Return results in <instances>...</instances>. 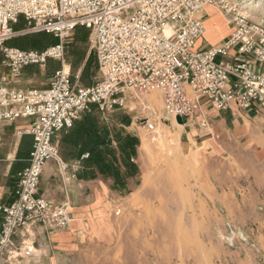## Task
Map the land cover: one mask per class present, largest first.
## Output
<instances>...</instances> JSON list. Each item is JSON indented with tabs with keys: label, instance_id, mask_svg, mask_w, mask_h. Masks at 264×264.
Here are the masks:
<instances>
[{
	"label": "built area",
	"instance_id": "2783aa9c",
	"mask_svg": "<svg viewBox=\"0 0 264 264\" xmlns=\"http://www.w3.org/2000/svg\"><path fill=\"white\" fill-rule=\"evenodd\" d=\"M208 5L217 6L233 30L221 43L200 50L196 44L205 33L200 14ZM245 8L230 0H0V54L10 71L9 80H0V127L30 120L16 134L33 138L17 198L0 205V258L13 257L15 235L26 226L65 229L74 221L70 202L55 203L38 191L49 161L68 179L76 177L81 160L65 161L55 137L92 106L105 117L128 108L131 100L145 104L146 95L159 92L164 112L181 119L195 117L203 101L217 110L255 108L264 115V22L252 21ZM22 17L26 27L15 30ZM78 26L90 30L89 53L98 63L89 87L80 85V75L72 79L66 60V43ZM34 32L52 33L58 42L44 50L8 44ZM51 59L61 67L45 88L11 85L26 67H45ZM71 168L74 173L68 174Z\"/></svg>",
	"mask_w": 264,
	"mask_h": 264
},
{
	"label": "rangeland",
	"instance_id": "374dc122",
	"mask_svg": "<svg viewBox=\"0 0 264 264\" xmlns=\"http://www.w3.org/2000/svg\"><path fill=\"white\" fill-rule=\"evenodd\" d=\"M239 2L250 16L249 2ZM20 21L26 23L23 17ZM7 71L0 63L1 80ZM26 71L31 73L23 71L11 85L45 88L52 78L48 65ZM146 104L150 109L131 100L128 108L106 114L108 122L120 115L133 119L140 176L122 192L104 178L109 205L103 221L85 228L73 251L57 254V264H264V183L258 161L250 156L249 164L229 162L213 154L208 143L188 146L180 121L163 111L161 94L146 95ZM17 234L7 262L35 255L34 247L41 245Z\"/></svg>",
	"mask_w": 264,
	"mask_h": 264
},
{
	"label": "crops",
	"instance_id": "0c3cea01",
	"mask_svg": "<svg viewBox=\"0 0 264 264\" xmlns=\"http://www.w3.org/2000/svg\"><path fill=\"white\" fill-rule=\"evenodd\" d=\"M244 1H248L249 8L252 9L250 19L255 22H264V0H258L256 4L255 0ZM245 6L247 7L246 4ZM200 16L205 27V36H202L196 44L200 50L221 43L233 30L232 25L217 6H206ZM0 63L4 64L1 54ZM41 72L40 75L43 73ZM37 76V74L32 75V77ZM2 79H10L9 68ZM231 80L234 79L231 78ZM147 103L149 104V101ZM140 106L150 109L146 102L145 104L140 102ZM174 118L179 122L180 117L174 116ZM30 123V120L21 119L14 123H4L0 127V205L10 204L17 198L20 174L28 165L33 138L31 135L17 136L16 128L28 126ZM181 123L179 122L182 129L180 130L181 139L190 147L192 144L208 143V149L213 154L234 163L248 160L249 164L250 156H252L255 162L258 161L261 168V182L264 183V115L257 109L251 108L234 113L231 110H217L203 101L196 116L188 120L181 119ZM60 152L61 157L68 163L76 162L70 156L65 158L61 148ZM79 170L75 178L68 179L56 161H49L44 168L38 191L39 195L55 203L70 202V210L74 217L70 227L52 230L41 223L26 226L18 232L17 236L28 234L39 241L41 245L34 247L37 254L10 262L3 257L0 258V264H57V254L73 251L81 240L83 230L95 229L103 221L101 217L104 216L109 205V189L105 179L102 176L94 179H79L77 176ZM73 173V169H69L68 174ZM139 176L130 179H138ZM218 199L222 201L223 196H219ZM1 224L2 214L0 213V227Z\"/></svg>",
	"mask_w": 264,
	"mask_h": 264
},
{
	"label": "trees",
	"instance_id": "16d2710c",
	"mask_svg": "<svg viewBox=\"0 0 264 264\" xmlns=\"http://www.w3.org/2000/svg\"><path fill=\"white\" fill-rule=\"evenodd\" d=\"M20 19L14 25L15 30L26 27ZM89 34L88 28L78 26L65 47L72 79L80 75L79 82L84 87L93 85L98 76L96 56L89 53ZM57 42L58 38L52 33L34 32L18 35L8 44L23 50H44ZM47 65L52 76L61 67L54 60H49ZM30 67H26L25 72L31 73L26 71ZM131 123L132 118L128 115L111 118L108 122L94 105L75 120L70 129L60 131L55 141L65 158L70 156L76 161L81 160L79 179L109 178L113 180L111 187L122 192L128 189V180L138 176L140 171L136 161L140 140L131 132ZM84 153L89 154L88 158H82Z\"/></svg>",
	"mask_w": 264,
	"mask_h": 264
},
{
	"label": "bare ground",
	"instance_id": "6f19581e",
	"mask_svg": "<svg viewBox=\"0 0 264 264\" xmlns=\"http://www.w3.org/2000/svg\"><path fill=\"white\" fill-rule=\"evenodd\" d=\"M165 33H166L167 35L171 33V30H170L169 27H166Z\"/></svg>",
	"mask_w": 264,
	"mask_h": 264
},
{
	"label": "water",
	"instance_id": "95a60500",
	"mask_svg": "<svg viewBox=\"0 0 264 264\" xmlns=\"http://www.w3.org/2000/svg\"><path fill=\"white\" fill-rule=\"evenodd\" d=\"M178 120L181 122V118H178Z\"/></svg>",
	"mask_w": 264,
	"mask_h": 264
}]
</instances>
